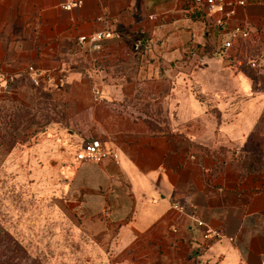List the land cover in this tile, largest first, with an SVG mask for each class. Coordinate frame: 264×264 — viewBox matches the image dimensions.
<instances>
[{
	"label": "crops",
	"instance_id": "crops-1",
	"mask_svg": "<svg viewBox=\"0 0 264 264\" xmlns=\"http://www.w3.org/2000/svg\"><path fill=\"white\" fill-rule=\"evenodd\" d=\"M79 1L66 12L64 0H0V74L13 78L0 133L21 109L45 118L33 143L0 141V216L25 189L51 201L46 214L79 215L64 230L102 256L86 264H264V172L245 158L264 91L221 57L236 25L251 32L238 57L264 44V0L227 6L222 27L194 0ZM104 31L99 51L77 44ZM95 139L116 159L78 162ZM175 204L223 238L205 241Z\"/></svg>",
	"mask_w": 264,
	"mask_h": 264
},
{
	"label": "rangeland",
	"instance_id": "rangeland-1",
	"mask_svg": "<svg viewBox=\"0 0 264 264\" xmlns=\"http://www.w3.org/2000/svg\"><path fill=\"white\" fill-rule=\"evenodd\" d=\"M256 52L248 51L243 58L255 59ZM241 69L245 70V75L252 80L253 85L257 84L264 91L262 69L243 67L237 70ZM43 120L45 118L41 115L37 120L31 110L21 109L10 120L4 121L9 129L0 137L11 145L17 142L33 143L39 137L37 128L44 123ZM257 128L259 130L250 137L245 149V158L249 160L248 167L252 171L264 172V118ZM28 185L25 184V187ZM8 201V213L0 216L2 222L6 221L7 224V229L0 235V264H86V258L91 260L95 255L102 257L89 246V240L79 238L78 231L69 234L64 230V225L68 222L73 226L79 224V215L46 214L44 209L53 205L51 201L37 200L28 189L21 195L15 194L14 190L10 191ZM55 206L62 210L63 200L57 199ZM87 245L89 248L85 249L84 246ZM109 249L105 248V252L109 253Z\"/></svg>",
	"mask_w": 264,
	"mask_h": 264
},
{
	"label": "built area",
	"instance_id": "built-area-1",
	"mask_svg": "<svg viewBox=\"0 0 264 264\" xmlns=\"http://www.w3.org/2000/svg\"><path fill=\"white\" fill-rule=\"evenodd\" d=\"M197 6H204L206 8V14H220V18L214 21V25L222 27L225 24L227 18H229V13L226 11L227 6H239L243 7L245 5L244 0H194ZM82 2L79 0H64L60 4V9L66 12H69L75 8L81 7ZM251 32L248 28L236 25L233 26L228 33V38L222 43V55L221 57L226 62H230L235 68H250V69H263L264 68V44H259L257 55L255 59H245L238 57L237 49L234 48V42L241 40L243 42L250 39ZM112 37L110 32H97L87 36H81L77 39V44L87 45L91 51H99L102 45V42L108 40ZM27 73L31 76L30 81L34 86L38 85V73L34 70L33 67L27 69ZM12 83L13 78H3L0 74V88L2 83ZM93 101L99 102L101 94L98 90H91ZM75 159L80 163L92 162L99 164L106 159L115 160V155L107 150L100 140H91L85 142L81 149L75 153ZM175 210L180 212H186L189 216L192 224L195 228H198L202 231V238L207 241L211 239L220 240L223 238V235L209 228L204 222L199 220L193 211H189L187 206H181L175 204L173 206ZM173 233H177V230H172ZM231 241V239H229Z\"/></svg>",
	"mask_w": 264,
	"mask_h": 264
},
{
	"label": "trees",
	"instance_id": "trees-1",
	"mask_svg": "<svg viewBox=\"0 0 264 264\" xmlns=\"http://www.w3.org/2000/svg\"><path fill=\"white\" fill-rule=\"evenodd\" d=\"M0 135H2V133H0ZM0 141L2 142V143H5V144H7L8 146H11V144H9V143H7V142H5L1 137H0Z\"/></svg>",
	"mask_w": 264,
	"mask_h": 264
}]
</instances>
